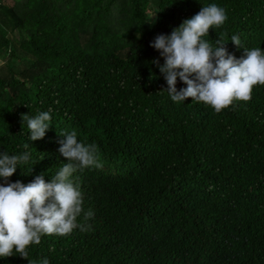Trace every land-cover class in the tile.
Wrapping results in <instances>:
<instances>
[{
  "label": "trees",
  "instance_id": "16d2710c",
  "mask_svg": "<svg viewBox=\"0 0 264 264\" xmlns=\"http://www.w3.org/2000/svg\"><path fill=\"white\" fill-rule=\"evenodd\" d=\"M211 4L227 19L203 39L222 36L237 59L264 51V0H0V153H31L9 182H50L67 162L59 135L73 130L103 165L70 178L90 230L0 264H264V85L216 114L173 102L153 63L164 64L154 39ZM49 109L31 141L22 115Z\"/></svg>",
  "mask_w": 264,
  "mask_h": 264
},
{
  "label": "clouds",
  "instance_id": "9594fccd",
  "mask_svg": "<svg viewBox=\"0 0 264 264\" xmlns=\"http://www.w3.org/2000/svg\"><path fill=\"white\" fill-rule=\"evenodd\" d=\"M227 19L226 12L216 4L203 6L193 17L186 19L172 30L170 35L160 34L150 44L160 53L164 64L153 61L159 67L167 84L166 91L175 103L203 102L216 114L227 109L234 101L251 100L253 87L264 85V51L261 48L244 49L240 59L229 54L226 44L217 38L216 46L208 40L210 29L220 28ZM139 38V36H138ZM231 42L240 48L241 41L233 35ZM186 87L177 90V81ZM51 109L35 117L22 115L27 123L31 141L41 140L50 127ZM59 153L66 159L59 171L45 181L44 174L37 175L24 185L20 181L9 182L18 165L27 164L31 153L19 155L0 153V258L13 256L28 260V247L39 245L44 236H68L74 229L90 230L87 224L94 213L84 212L83 196L79 187L71 181L77 171L95 167L99 162L98 146L78 142L77 133L62 132ZM28 149L29 145H23ZM43 160V158H42ZM83 213L84 222L77 223ZM29 264H35L29 261ZM41 264H49L45 258Z\"/></svg>",
  "mask_w": 264,
  "mask_h": 264
},
{
  "label": "rangeland",
  "instance_id": "374dc122",
  "mask_svg": "<svg viewBox=\"0 0 264 264\" xmlns=\"http://www.w3.org/2000/svg\"><path fill=\"white\" fill-rule=\"evenodd\" d=\"M14 1H16V0H14ZM148 13H149L151 19L155 16V15H154V10H153V9H150V11H148ZM2 62H3V61L0 59V64H1Z\"/></svg>",
  "mask_w": 264,
  "mask_h": 264
}]
</instances>
